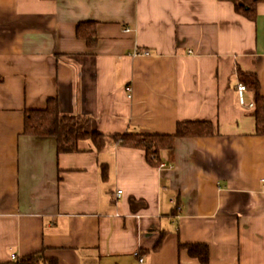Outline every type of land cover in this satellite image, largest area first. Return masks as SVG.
Masks as SVG:
<instances>
[{"label": "crops", "instance_id": "0c3cea01", "mask_svg": "<svg viewBox=\"0 0 264 264\" xmlns=\"http://www.w3.org/2000/svg\"><path fill=\"white\" fill-rule=\"evenodd\" d=\"M239 69L264 95V2L252 20L227 0H0V264H264V135ZM51 97L106 145L27 134L25 109ZM181 120L217 133L177 137L173 162L116 138Z\"/></svg>", "mask_w": 264, "mask_h": 264}, {"label": "trees", "instance_id": "16d2710c", "mask_svg": "<svg viewBox=\"0 0 264 264\" xmlns=\"http://www.w3.org/2000/svg\"><path fill=\"white\" fill-rule=\"evenodd\" d=\"M234 4L238 13L249 19L258 17V5L264 0H227ZM78 37L86 40L89 46H95L98 40L96 22L94 20L79 22L76 28ZM239 80L251 91L254 97L253 115L256 117L257 134L264 135V95L261 91V82L256 72H246L239 69ZM88 119L73 114H64L59 107L56 97H51L45 108L25 109V132L33 135H56L60 150L73 151L83 139H92L98 149L106 145L103 133L87 131ZM217 133L215 125L210 120H185L177 123L175 133H149L141 134L127 132L116 138L131 147H140L146 151L147 160L158 165L164 160L173 162L175 158V143L177 137L183 136H211ZM162 236L159 237L155 247L161 245ZM190 254L197 256L201 261L207 262L209 248L206 244L181 243ZM47 258L40 252L24 255L17 260L6 264H41ZM50 264H55L53 259Z\"/></svg>", "mask_w": 264, "mask_h": 264}, {"label": "built area", "instance_id": "2783aa9c", "mask_svg": "<svg viewBox=\"0 0 264 264\" xmlns=\"http://www.w3.org/2000/svg\"><path fill=\"white\" fill-rule=\"evenodd\" d=\"M127 30H130V28H129V27L126 28V31H127ZM134 53H135V54H139V53L149 54L150 51H149V50H143V51H138V50H136ZM238 89H239V92H240V102H241L242 104H244V103H245V99H244V97H243V92H244V90L246 89L245 84L242 83V82H240L239 85H238ZM131 91H132V89L130 88V92H131ZM130 96H132L131 93H130ZM248 106H249V107H253V106H254V103H253V102H252V103H249ZM121 193H122V190H118V195H120Z\"/></svg>", "mask_w": 264, "mask_h": 264}]
</instances>
